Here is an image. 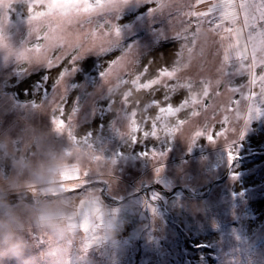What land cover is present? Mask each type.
<instances>
[{
  "label": "rangeland",
  "instance_id": "374dc122",
  "mask_svg": "<svg viewBox=\"0 0 264 264\" xmlns=\"http://www.w3.org/2000/svg\"><path fill=\"white\" fill-rule=\"evenodd\" d=\"M31 2L0 0V33L7 45L0 47V264H264V239L252 246L264 236V104L246 126L232 121L221 128L225 102L229 96L240 99L221 87L208 102L219 109L209 108L174 135L138 133L133 142L132 105L121 98L126 88L101 76L106 54L92 50L62 68L34 55L18 57L23 48L44 43L31 34ZM261 4L264 0H256ZM156 6L157 0H115L67 25L62 52L70 53L74 43L84 52L93 43L92 31L99 43L115 23L118 50L135 48L128 68L148 64L151 78L175 63L183 41L171 29L181 30V18L186 19L175 9L155 11ZM230 26L242 23H223L203 56L198 42L182 75L215 76L223 56L220 38L225 46L235 42L224 31ZM245 38L243 32L241 43ZM58 71L68 73L61 84ZM225 74L230 87H243L249 79L231 65ZM254 90L259 92V84ZM134 94L147 98L149 90ZM54 117L65 121L63 131L56 130ZM196 124L228 131L211 141L207 135L190 139ZM152 151L163 155L154 159Z\"/></svg>",
  "mask_w": 264,
  "mask_h": 264
},
{
  "label": "snow or ice",
  "instance_id": "6c2138e0",
  "mask_svg": "<svg viewBox=\"0 0 264 264\" xmlns=\"http://www.w3.org/2000/svg\"><path fill=\"white\" fill-rule=\"evenodd\" d=\"M114 2L115 0H100L93 4L86 3L85 0H32L29 8L31 15L28 20L31 34L35 35L37 40L42 39L44 43H36L32 48H23L18 52V57L27 60L34 55L37 60L43 58L49 67L62 68L69 60L74 62L92 50L106 54L105 70L101 72V76L105 81L116 78L122 87L126 88L122 91L121 98L126 104L132 105L128 116V131L133 142L137 141L138 133H142L145 138L158 137L161 130L168 135H174L193 118L207 113L209 108H212L213 111L219 109L221 105H210L208 102L220 95L217 89L221 87L230 93L240 94V99L229 96L225 102L223 112L226 114L219 121L221 128L232 121H242L246 126L247 121L254 114L259 113L258 104H264V4L257 6L251 0H209L206 11H196L194 9L197 5H204L205 0H195V4L191 0H157L155 11L164 12L175 9L177 12H181L182 17H186V19L181 18V30L177 31L174 27L171 29L174 31V35L183 41L180 51L176 55L175 63L170 68H159L158 72L150 78L149 73L152 66L148 64L132 69L128 68L130 55L135 51V48L129 47L126 51L118 50L120 29L115 23H111L110 29L102 33L108 38L101 39L99 43L95 42L99 39V35L92 31L90 36L93 43L84 52L79 51L82 46L78 43L72 45V51L67 55L62 52V49L68 46L67 25L77 22L79 18L94 11L109 7ZM123 3H127V0H123ZM185 9L187 11H184ZM241 19L242 27L224 29L229 34V39L235 36V42H229L225 46V38H220L219 46L223 48V56L212 79L202 76L196 80L182 75L183 70L189 67L198 42H201L198 54L203 56L206 48H211L216 44L209 37L223 28L224 21L235 25ZM216 20H219L220 23H215ZM244 29L248 31L244 42L241 43ZM41 33H43L42 36ZM6 46L4 36L0 33V47ZM49 53L53 55H49ZM185 53L188 54L187 60ZM230 65L238 71L247 73L249 79L246 85L239 88L229 86L225 69ZM67 74L66 71H58L57 83L61 84L63 77ZM125 75L128 76V79H124ZM142 77L144 82H141ZM257 84L260 86L259 92L254 90V86ZM245 88L248 89L246 94ZM143 90H149L147 98L134 94L141 93ZM146 99L149 102H145ZM53 123L57 131L65 129L63 119L54 117ZM194 127L196 130L190 139L207 135L211 141L214 140V136H223L228 131L225 129L213 132L208 126L200 124H196ZM231 131L235 132L236 128H231ZM240 134L242 135V133ZM68 136L73 141L77 139L71 129L68 130ZM84 140L87 141V138ZM142 155L147 156L149 153L145 152ZM151 155L155 159L162 156L163 153L152 151ZM228 159L229 161L233 159L231 151H229ZM112 163L115 164L116 160L113 159ZM160 170V168L156 169L157 172ZM83 175L87 179V171ZM83 188H87V184L74 187L70 191H81Z\"/></svg>",
  "mask_w": 264,
  "mask_h": 264
},
{
  "label": "trees",
  "instance_id": "16d2710c",
  "mask_svg": "<svg viewBox=\"0 0 264 264\" xmlns=\"http://www.w3.org/2000/svg\"><path fill=\"white\" fill-rule=\"evenodd\" d=\"M251 2L252 3H254V4H256V0H251ZM155 8V7H154ZM197 9L198 10H200V11H204V7H202V9H201V5H197ZM241 22L240 23H242V19L240 20ZM247 29H244V31L243 32H245V33H247ZM211 192H212V190H211ZM210 192V193H211ZM137 196H140V195H137ZM132 197H134V196H132ZM132 197H130V198H132ZM122 201H124V200H122ZM150 201V200H149ZM153 204V203H152ZM5 214L7 215V214H12V211L11 210H8L7 212H5ZM233 229H235V228H233ZM237 229V228H236ZM14 231V230H13ZM68 231V230H67ZM237 230H235V237H234V240H236L237 238H239V233L238 232H236ZM262 239H264V236H263V238H261V239H259V241L258 242H256V243H254V244H252V246H253V249H256L259 245H261L262 244ZM232 245H234V242H233V244ZM231 245V246H232ZM238 246H241V244L240 243H236V247H238ZM243 248H246V247H248V245L246 244V245H244V246H242Z\"/></svg>",
  "mask_w": 264,
  "mask_h": 264
},
{
  "label": "crops",
  "instance_id": "0c3cea01",
  "mask_svg": "<svg viewBox=\"0 0 264 264\" xmlns=\"http://www.w3.org/2000/svg\"><path fill=\"white\" fill-rule=\"evenodd\" d=\"M209 2V0H205V4L204 5H201V9H202V7H204V11H206L207 10V7H206V5H207V3ZM197 8V7H196ZM241 21H239L238 23H240ZM219 23H220V21H219ZM224 23H229V21H224ZM231 27V26H230ZM232 28V27H231Z\"/></svg>",
  "mask_w": 264,
  "mask_h": 264
}]
</instances>
